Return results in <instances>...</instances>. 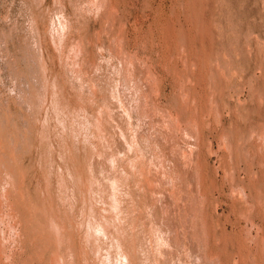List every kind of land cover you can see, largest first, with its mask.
<instances>
[{"label": "rangeland", "instance_id": "374dc122", "mask_svg": "<svg viewBox=\"0 0 264 264\" xmlns=\"http://www.w3.org/2000/svg\"><path fill=\"white\" fill-rule=\"evenodd\" d=\"M0 204V264H264V0H0Z\"/></svg>", "mask_w": 264, "mask_h": 264}, {"label": "bare ground", "instance_id": "6f19581e", "mask_svg": "<svg viewBox=\"0 0 264 264\" xmlns=\"http://www.w3.org/2000/svg\"><path fill=\"white\" fill-rule=\"evenodd\" d=\"M182 48H183V47H182ZM186 62H187V61H186ZM195 69H196V68H195ZM186 78H187V77H186ZM184 95H185V94H184ZM182 96H183V94H182ZM184 97H185V96H184ZM194 122H195V121H194ZM190 123H191V122H190ZM188 124H189V123H188ZM184 154H186V153H184ZM233 174H234V173H233ZM8 177H9V176H8ZM6 178H7V177H6ZM5 180H6V179H5ZM6 182H7V181H6ZM6 182H5V183H6ZM10 183H11V182H10ZM1 184H2V183H1ZM2 185H3V184H2ZM5 185H6V184H5ZM5 185H4V186H5ZM3 189H4V188H3ZM3 189H1V190H3ZM8 192H9V191H8ZM5 194H6V193H5ZM11 196H12V195H11ZM7 197H8V196H7ZM14 197H15V196H14ZM5 198H6V197H5ZM2 199H3V198H2ZM8 200H9V199H8ZM8 200H7V201H8ZM13 200H14V199H13ZM2 201H3V200H2ZM5 201H6V199H5ZM15 202H16V201H15ZM3 203H4V202H3ZM1 204H2V203H1ZM1 204H0V206H1ZM3 205H4V204H3ZM16 206H17V205H16ZM1 207H2V206H1ZM8 207H10L9 204H8ZM5 210H6V209H5ZM10 210H11V209H10ZM7 211H8V210H7ZM15 211H16V210H15ZM2 213H3V212H2ZM2 213H1V214H2ZM3 214H4V213H3ZM9 215H11V214H9ZM5 216H6V215H5ZM57 216H58V215H57ZM19 217H20V216H19ZM53 217H54V216H52V218H53ZM58 217H59V216H58ZM4 218H5V217H4ZM50 218H51V217H50ZM52 218H51V221L53 220ZM60 218H61V217H60ZM60 218L57 219V222H58V220H59V222L61 221ZM17 219H18V218H17ZM62 219H63V217H62ZM7 220H8V218H7ZM68 220H70V219H68ZM1 221H2V220H1ZM5 221H6V220H5ZM12 221H13V220H12ZM54 221H55V220H54ZM62 222H64V221H62ZM2 223L6 224L7 221H6V223H5V222H2ZM11 223H12V222H11ZM52 223H53V222H51V224H52ZM54 223H55V222H54ZM65 223H66V221L64 222V224H65ZM8 224H9V223H8ZM16 224H17V223H16ZM55 224H57V223H55ZM55 224H54V226H55ZM70 224H71V223H70ZM73 224H74V223H73ZM10 225H11V224H10ZM61 225H63V223H62ZM71 225H72V224H71ZM12 226H13V225H12ZM58 226H59V224H58ZM0 227H1V226H0ZM56 227H57V225H56ZM50 228H51V227H50ZM53 229H54V228H53ZM58 229L61 230V229H63V228H61V226H60V228H58ZM69 229H71V228H69ZM55 230H57V229H55ZM1 231H2V230H1ZM53 232H54V230H53ZM58 232H59V231H58ZM68 232H69V230H68ZM56 233H57V232H56ZM56 233H54V234H56ZM64 233H65V230H64ZM66 233H67V231H66ZM61 234H62V233H61ZM67 234H68V233H67ZM56 236H57V235H56ZM58 236H59V235H58ZM61 236H63V238L65 237V235H61ZM3 237H4V235H3ZM3 237H2V238H3ZM56 238H57V237H56ZM60 238H61V237H60ZM65 238H66V237H65ZM3 239H4V238H3ZM68 239H69V242H71V241H70V238H68ZM5 240H6V239H4V241H5ZM59 241H62V240H58V242H59ZM72 241H73V240H72ZM63 242H64V241H63ZM61 243H62V242H61ZM67 243H68V242H67ZM59 244H60V243H59ZM3 245H4V244H3ZM73 245H74V243H73ZM68 247H69V246H67V249H68ZM70 247H71V246H70ZM3 249H4V248H3ZM69 249H71V248H69ZM71 250H72V249H71ZM2 251H3V250H2ZM67 251H68V250H67ZM55 252H58V251H55ZM64 252H65V251H64ZM69 252H70V251H69ZM69 254H70V253H69ZM69 254H68V255H69ZM53 255H54V254H53ZM70 255H71V254H70ZM72 256H73V255H72ZM56 257H57V255H56ZM65 257H66V256H65ZM70 257H71V256H70ZM75 257H76V256H75ZM3 258H5V257H3ZM54 258H55V256H54ZM58 258H59V255H58ZM1 259H2V257H1ZM64 259H65V258H64ZM71 259H72V258H71ZM68 260H69L68 262H70V259H68ZM6 261H7V260H6ZM65 261H66V260H65ZM73 261H74V260H73ZM58 262H59V261H58ZM2 263H3V261H2ZM2 263H1V264H2ZM60 263H61V262H60ZM72 263H73V262H72ZM4 264H5V263H4ZM51 264H53V263H51ZM63 264H64V263H63ZM66 264H67V263H66ZM69 264H70V263H69ZM75 264H76V263H75Z\"/></svg>", "mask_w": 264, "mask_h": 264}]
</instances>
